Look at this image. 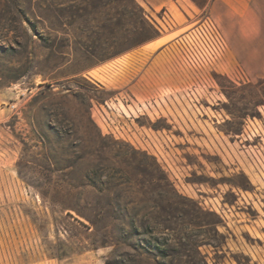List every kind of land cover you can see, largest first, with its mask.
<instances>
[{
	"label": "rangeland",
	"instance_id": "rangeland-1",
	"mask_svg": "<svg viewBox=\"0 0 264 264\" xmlns=\"http://www.w3.org/2000/svg\"><path fill=\"white\" fill-rule=\"evenodd\" d=\"M154 1L0 0V264H264V77Z\"/></svg>",
	"mask_w": 264,
	"mask_h": 264
},
{
	"label": "crops",
	"instance_id": "crops-1",
	"mask_svg": "<svg viewBox=\"0 0 264 264\" xmlns=\"http://www.w3.org/2000/svg\"><path fill=\"white\" fill-rule=\"evenodd\" d=\"M206 7L225 39L228 58L249 76L264 77V0H209ZM170 34L162 33L145 46L157 48Z\"/></svg>",
	"mask_w": 264,
	"mask_h": 264
},
{
	"label": "built area",
	"instance_id": "built-area-1",
	"mask_svg": "<svg viewBox=\"0 0 264 264\" xmlns=\"http://www.w3.org/2000/svg\"><path fill=\"white\" fill-rule=\"evenodd\" d=\"M200 31L204 34L206 39H208L209 44L212 47V53L210 56H207L200 61L201 63H207V61L210 62L211 60H215L224 53L226 50V42L217 25L210 16L205 17L200 26Z\"/></svg>",
	"mask_w": 264,
	"mask_h": 264
},
{
	"label": "trees",
	"instance_id": "trees-1",
	"mask_svg": "<svg viewBox=\"0 0 264 264\" xmlns=\"http://www.w3.org/2000/svg\"><path fill=\"white\" fill-rule=\"evenodd\" d=\"M139 9H140V22L142 23V25L143 26H145V17H144V13H143V11H142V9H141V7L139 6ZM148 25H150L151 26V24H149L148 23ZM132 47V46H131ZM128 48H130V47H128ZM127 49V48H126ZM23 74L21 73V72H19V70H14V69H11V70H9L7 73H4V74H2V75H0L1 76V78L5 81V82H9V81H11V82H14V83H16V82H18L19 81V79L21 78V76H22ZM92 121V120H91ZM42 138H43V140H44V136H42ZM46 144V143H45Z\"/></svg>",
	"mask_w": 264,
	"mask_h": 264
},
{
	"label": "bare ground",
	"instance_id": "bare-ground-1",
	"mask_svg": "<svg viewBox=\"0 0 264 264\" xmlns=\"http://www.w3.org/2000/svg\"><path fill=\"white\" fill-rule=\"evenodd\" d=\"M131 168V167H130Z\"/></svg>",
	"mask_w": 264,
	"mask_h": 264
}]
</instances>
